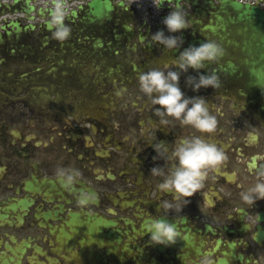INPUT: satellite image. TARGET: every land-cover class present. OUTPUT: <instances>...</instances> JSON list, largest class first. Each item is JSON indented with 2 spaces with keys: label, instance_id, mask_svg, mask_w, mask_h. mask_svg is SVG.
<instances>
[{
  "label": "flooded vegetation",
  "instance_id": "1",
  "mask_svg": "<svg viewBox=\"0 0 264 264\" xmlns=\"http://www.w3.org/2000/svg\"><path fill=\"white\" fill-rule=\"evenodd\" d=\"M239 1L264 10V0ZM218 4L190 0L193 26L171 51L149 38L166 30L169 11L156 10L152 0H136L133 14L131 6L119 13L131 27L120 36L86 23L73 8L72 34L63 43L38 31L36 20L25 40L4 38L0 264H201L213 254L219 264H264V199L241 198L264 170V112L252 111V102L224 88L195 91L186 83L192 72L182 73L185 94L205 96L217 115V128L207 135L226 159L209 169L181 211L163 207L174 197L159 192L160 178L150 172L163 163L153 159L154 143L174 148L182 136L204 134L175 119L162 124L158 106L138 87L139 73L192 45ZM60 166L79 173L71 189L56 176ZM154 215L176 222L183 238L153 244L143 224Z\"/></svg>",
  "mask_w": 264,
  "mask_h": 264
},
{
  "label": "clouds",
  "instance_id": "2",
  "mask_svg": "<svg viewBox=\"0 0 264 264\" xmlns=\"http://www.w3.org/2000/svg\"><path fill=\"white\" fill-rule=\"evenodd\" d=\"M134 2L136 0H126V7ZM152 4L156 10L161 5H166L169 11L162 20L166 30L161 28L151 32L149 38L167 51L180 49L184 43L183 30L193 26L190 0H152ZM69 14L66 0H53L46 26L51 38L60 43L67 41L72 34V25L67 22ZM225 54L226 49L222 44L206 39L199 45L184 48L177 58L139 73L138 87L151 105L158 106L154 110L162 124L175 119L204 134L182 136L174 148L161 141L153 144L156 153L153 159L162 160L163 163L154 164L150 172L160 178L159 192H167L174 197L173 201L163 204L164 208L181 211L189 203L188 198L204 186L209 169L217 167L226 159L223 147L207 135L216 130L218 123L217 115L210 110L208 100L203 95L188 96L180 86L181 74L191 68L198 73V76L187 77L186 83L193 90L199 91L202 87L219 89L222 82L217 71L205 73L200 70L208 63H218ZM255 175V183L241 192L243 201L251 204L264 199V170ZM56 176L66 189H71L77 183L79 173L75 169L60 166L56 170ZM143 229L150 233L153 244L167 246L175 244L178 238H183L176 222L159 215L148 217ZM201 264H219V257L215 254L206 256Z\"/></svg>",
  "mask_w": 264,
  "mask_h": 264
},
{
  "label": "water",
  "instance_id": "3",
  "mask_svg": "<svg viewBox=\"0 0 264 264\" xmlns=\"http://www.w3.org/2000/svg\"><path fill=\"white\" fill-rule=\"evenodd\" d=\"M37 1L0 0V34L27 33V26L21 27L20 19L8 21L7 15L23 14L27 20V14L34 12L37 18L45 19V7H34ZM40 1L43 6H52L53 2ZM72 3L84 5L85 13L92 21L107 19L117 7L113 0H88L85 4L84 0H66V6ZM118 5L122 6L123 1ZM222 5V11L208 26L226 49L216 70L233 81H240L264 109V12L234 0H222Z\"/></svg>",
  "mask_w": 264,
  "mask_h": 264
}]
</instances>
